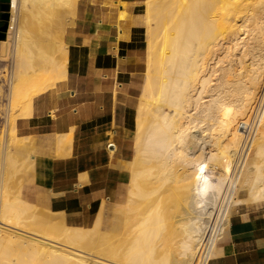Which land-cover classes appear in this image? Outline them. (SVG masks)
<instances>
[{
    "label": "bare ground",
    "instance_id": "bare-ground-1",
    "mask_svg": "<svg viewBox=\"0 0 264 264\" xmlns=\"http://www.w3.org/2000/svg\"><path fill=\"white\" fill-rule=\"evenodd\" d=\"M12 1L0 41V58L11 63L1 107L0 264H213L232 209L264 203V0H145L125 195L113 224L103 223L100 201L88 227L23 200L22 176L9 185L26 141L17 122L67 78L65 37L78 0ZM70 136L55 135L57 145L70 148Z\"/></svg>",
    "mask_w": 264,
    "mask_h": 264
},
{
    "label": "crops",
    "instance_id": "crops-1",
    "mask_svg": "<svg viewBox=\"0 0 264 264\" xmlns=\"http://www.w3.org/2000/svg\"><path fill=\"white\" fill-rule=\"evenodd\" d=\"M110 2L117 0H82L66 30L67 78L35 97L32 115L17 122V135L26 138L16 166L21 198L63 215L71 226L87 227L101 202L103 223L113 224L108 209L123 200L129 179L128 138L144 66L142 73L136 71L140 51L129 34L132 22L118 20L123 9L108 7ZM120 2L129 11L134 0ZM142 20L144 25V13ZM122 31L128 38L119 39ZM58 134L71 135L70 148L57 145ZM60 148L69 154L62 151L60 157ZM116 186L117 198L109 201ZM231 219L213 264H264V203L235 207Z\"/></svg>",
    "mask_w": 264,
    "mask_h": 264
},
{
    "label": "rangeland",
    "instance_id": "rangeland-1",
    "mask_svg": "<svg viewBox=\"0 0 264 264\" xmlns=\"http://www.w3.org/2000/svg\"><path fill=\"white\" fill-rule=\"evenodd\" d=\"M11 1L10 0V5H11ZM142 1V2H141ZM13 2V1H12ZM82 2V0H78L77 1V6H76V10L77 8L80 6V3ZM144 5H145V0H134L133 3H131L130 6H132V8L127 11V4L125 3H122L120 2V0H117V3L116 4H112V2H110L107 6L108 7H111V8H115L116 11L119 7H121L123 10L122 12L124 13V18H121L119 17L120 16V13L118 14V20L122 21V22H132L133 26L132 27V30H130L131 33H129L131 35V38H132V42H135L137 45H138V50L140 51V56L138 57V63H139V66L136 68V71H138V73H142V70H143V66L145 68V62L143 64V58H144V52H145V33H144V25H143V20H142V17H143V13H144ZM13 8H14V2H13ZM9 14H10V9H9ZM11 15V14H10ZM10 21V20H9ZM10 23V22H9ZM8 23V29L10 26V24ZM7 29V31H8ZM123 33V31H122ZM129 34L125 35L124 33L119 36V39H124V38H128ZM6 37H7V33H6ZM134 43V44H135ZM10 62L8 61V58L7 59H1L0 58V91L2 93H0V134L3 135L5 134L6 132V123H5V113L4 111H2L3 109L1 107H4L5 106V103H6V100H5V94H7V79L5 78L4 76V71L5 73H7V71L10 70ZM68 67V63H66V68ZM3 75V76H2ZM4 77V78H3ZM4 80H3V79ZM144 79V77H143ZM143 82V80H142ZM6 85V86H5ZM5 95V96H4ZM132 133H133V130L130 132L129 134V141L131 140V137H132ZM22 146V143L18 144L17 146V150H16V153L15 155L13 156V167L10 168V171H11V178L9 180V185L12 186L19 178V176L17 175V170H16V166H17V159H18V148ZM129 165H130V160L128 161L127 165H126V169L127 171L129 172ZM126 188V185L125 187L123 188L122 190V193L124 191V189ZM118 189H117V186L115 188H113V190L111 192H109V195L107 197H109V201H113L115 198H117V193H118ZM125 193V192H124ZM116 206V205H115ZM115 206H113L111 209L109 208L108 210H111L112 213H113V217L114 216H117V215H114L116 213H114V209H115ZM116 219H118L116 217ZM92 223V222H91ZM91 223H89L88 226L91 225ZM87 226V227H88ZM220 252L216 254V256H220Z\"/></svg>",
    "mask_w": 264,
    "mask_h": 264
},
{
    "label": "water",
    "instance_id": "water-1",
    "mask_svg": "<svg viewBox=\"0 0 264 264\" xmlns=\"http://www.w3.org/2000/svg\"><path fill=\"white\" fill-rule=\"evenodd\" d=\"M10 0H0V41H5L9 23Z\"/></svg>",
    "mask_w": 264,
    "mask_h": 264
},
{
    "label": "flooded vegetation",
    "instance_id": "flooded-vegetation-1",
    "mask_svg": "<svg viewBox=\"0 0 264 264\" xmlns=\"http://www.w3.org/2000/svg\"><path fill=\"white\" fill-rule=\"evenodd\" d=\"M3 22L0 21V26L2 25Z\"/></svg>",
    "mask_w": 264,
    "mask_h": 264
}]
</instances>
